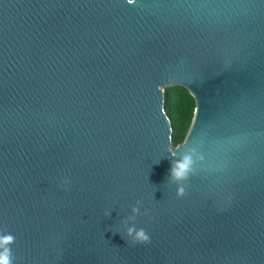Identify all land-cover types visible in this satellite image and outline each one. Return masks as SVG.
Here are the masks:
<instances>
[{
    "label": "water",
    "instance_id": "water-1",
    "mask_svg": "<svg viewBox=\"0 0 264 264\" xmlns=\"http://www.w3.org/2000/svg\"><path fill=\"white\" fill-rule=\"evenodd\" d=\"M0 233L14 264H264V0H0Z\"/></svg>",
    "mask_w": 264,
    "mask_h": 264
},
{
    "label": "clouds",
    "instance_id": "clouds-1",
    "mask_svg": "<svg viewBox=\"0 0 264 264\" xmlns=\"http://www.w3.org/2000/svg\"><path fill=\"white\" fill-rule=\"evenodd\" d=\"M129 4L133 0H127ZM191 159L190 157H184L181 161L174 163L170 167V179L175 182H181L187 179L188 172L190 170ZM68 179H62L60 184L64 186V190H68ZM185 194L184 187H178L176 195L177 197H183ZM138 211V209H133ZM122 239L126 240L131 245H147L150 243V235L145 229L129 228ZM15 243V236L11 233H0V264H14V256L12 252V245Z\"/></svg>",
    "mask_w": 264,
    "mask_h": 264
},
{
    "label": "trees",
    "instance_id": "trees-1",
    "mask_svg": "<svg viewBox=\"0 0 264 264\" xmlns=\"http://www.w3.org/2000/svg\"><path fill=\"white\" fill-rule=\"evenodd\" d=\"M166 113L170 121L175 144H179L188 127L193 101L184 89L169 88L163 91Z\"/></svg>",
    "mask_w": 264,
    "mask_h": 264
}]
</instances>
